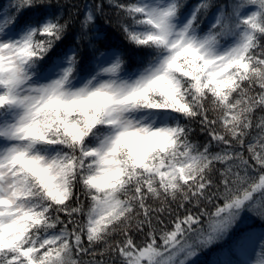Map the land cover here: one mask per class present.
I'll use <instances>...</instances> for the list:
<instances>
[{"label": "snow or ice", "instance_id": "6c2138e0", "mask_svg": "<svg viewBox=\"0 0 264 264\" xmlns=\"http://www.w3.org/2000/svg\"><path fill=\"white\" fill-rule=\"evenodd\" d=\"M0 264H264V0H0Z\"/></svg>", "mask_w": 264, "mask_h": 264}]
</instances>
